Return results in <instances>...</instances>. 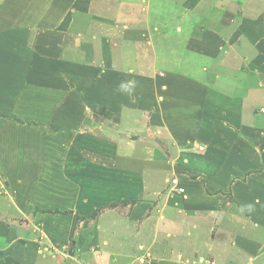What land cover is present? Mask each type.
Returning a JSON list of instances; mask_svg holds the SVG:
<instances>
[{"label": "rangeland", "instance_id": "rangeland-1", "mask_svg": "<svg viewBox=\"0 0 264 264\" xmlns=\"http://www.w3.org/2000/svg\"><path fill=\"white\" fill-rule=\"evenodd\" d=\"M263 42L264 0H0V108L15 110L0 109V231L9 235L0 240V264L11 257L26 259L19 264L63 263L71 248L78 249L81 264H144L141 258L151 264L157 253L163 264H238L218 250L228 249L231 234L243 231L240 218L250 216L247 209L235 214L232 184L241 178L246 188L251 169L264 171L262 145L249 150L244 140H254L240 131L258 126L260 133L264 103L254 98L237 110L239 99L264 92V51L257 47ZM237 45L243 53L237 54ZM40 51L51 57L39 61L45 68L37 67ZM19 53L25 65L14 56ZM57 66H65L63 83ZM77 69L86 73L76 76L92 74L93 81L80 87L81 79L67 82ZM79 105L89 113L81 125L72 119L83 116ZM58 130L120 132L117 147L99 165L110 172L102 203L92 205L85 191L90 183L73 187L74 200L70 184L55 181L58 168L48 160L64 154L36 139ZM229 133L241 144L231 149L234 163L226 158L230 148L219 146ZM218 161L230 171L229 182L212 194L196 168ZM124 172L126 186H116ZM103 181L92 179L91 189ZM123 190L135 199H111ZM42 194L45 203L34 204ZM134 207L143 214L141 223L127 226ZM221 218L238 224L219 225ZM250 222L256 224L254 215ZM109 223L117 235H108ZM256 234L262 237L264 230Z\"/></svg>", "mask_w": 264, "mask_h": 264}, {"label": "crops", "instance_id": "crops-1", "mask_svg": "<svg viewBox=\"0 0 264 264\" xmlns=\"http://www.w3.org/2000/svg\"><path fill=\"white\" fill-rule=\"evenodd\" d=\"M1 27H3V26H1ZM61 41L64 42L63 39H61ZM28 45H30V43L24 42L23 47H26ZM58 45H59V50H62V49H60V46L63 47L66 44L60 42ZM239 46L240 45H237L235 48L239 52V53L237 52V54L243 53V50L240 49L241 47H239ZM257 47L260 51H262V50L264 51V42L260 43V45ZM21 50H23V48H21ZM14 56L19 58V62L24 63V65L26 64L27 59L25 58V56L22 53L14 54ZM46 59L49 60V59H51V57L49 55H47V53L40 51V53L38 55V64L39 65L37 67L41 66V68H45V67H42V63L43 62L45 63ZM39 61H42L41 65H40ZM12 62H13V64H15V61L12 60ZM64 67L65 66H61V68L58 67L60 69L61 74L59 75L60 78L59 79L57 78V79L60 80L62 83L64 81V76H63L64 74L62 72V69ZM8 68L13 69L11 67H8ZM26 69H30V66L29 67L27 66ZM78 70H79V72L81 71L83 73H86L81 69H77L76 72L75 71L72 72L74 77L70 78L68 76L66 78L67 82L70 81L72 83V79H75V81H78L79 79H81L82 82L78 85V87H80L81 84L86 83L85 81L89 80L88 79L89 77H91L90 80L93 81V77L91 76L92 74H89V76L84 75L83 79L80 78L79 76H76V73ZM89 70H91V69H89ZM44 74L45 73H42V75H44ZM40 79H41V77H40ZM50 80H54V79H50ZM41 81H42V79H41ZM45 85H47V83H45ZM64 87H66L65 84H64L63 88ZM67 92L68 91H66V94H72L75 96L74 101H75V103H77L79 98H77L76 93L74 94V93H67ZM250 95L251 96L253 95V97L250 96L251 100H245V101H244V99L238 100V103L240 105V109L238 108L237 110H241V108L243 109L244 103L246 101H252L251 103H253L254 98H255V100H262L264 103V92L254 91V94L250 93ZM260 95H262V96H260ZM24 96L28 100V96L27 95H24ZM24 96L20 100H25ZM42 97H45V96L43 95L39 98L33 97V99L30 101L37 103V102H39V99L41 100ZM78 103L80 104V102H78ZM62 107L63 106L60 104L59 110ZM79 107L83 111V114H82L83 116L80 117V114H78L75 118L72 116V119L80 120V122H81L82 118H86L87 116H89L88 115L89 113L85 110L86 106L79 105ZM9 108H11V107H8V108L2 107L0 109H3L4 112L7 114H11V115L13 114L14 115V113H15L14 108L13 109H9ZM23 110H25V112H21V113H26V109L23 108ZM227 110L229 112L231 111L230 109H227ZM235 111H236V109H235ZM67 112L69 113V111H67ZM227 114L229 115V113H227ZM235 114H236V112H235ZM230 115H231V112H230ZM59 118H60V116L56 115L55 120L59 121ZM227 119L229 121H231L230 118H227ZM257 119H258L257 121L260 122L259 125H261V123H262V126H261L262 130H259L260 133H257L258 132V126H255L256 127L255 130H240V131L242 133L248 132V135L251 136L250 139L254 140L253 143H250L248 140H244V145L246 148H248L249 150H252L253 149L252 144H257V146L262 145L263 148H261V149H263V151H264V115H262V117H259ZM59 122H61V121H59ZM83 123L84 122H81V123H79V125H81ZM224 123H226V122H224ZM66 125L67 126H73V127H75V129H76V127H78L75 122L74 123L68 122ZM261 128H259V129H261ZM5 131L9 132L11 130L7 129ZM58 132H59V134L55 135V136L53 134L47 133L41 137H37V139H36L37 144H39V146H45V143L47 141H49L53 144V147H54L52 149L53 151L56 152L59 150V153L64 154L60 160H59V157H56L55 160H48V162L50 164L54 163L55 166L58 168V171L56 169V172H55V174H56L55 175V181L60 180L63 183H69L70 184V186H69L70 191L69 192L72 193V196H73L72 199H74V200H76L75 199L76 197H74L76 191L73 190L74 189L73 187H75L77 189V188H80L81 184H82V188L84 189L87 186L86 183H90V185L85 189V191L89 190L88 192L91 193V194H89L90 197L88 196L89 200L91 199L92 205H97V204L102 203L103 199L106 198L103 193H106V194L109 193L106 190L107 186L105 184H107V182H108L110 172H107L106 168H100L99 165H104L105 160H108V158L105 155V152H106L107 156L109 157L111 152H112V149L114 150L117 147L116 144H117V139L119 138L120 132H118L117 130L116 131H113V130H58ZM222 132H223V134H227V133H225L226 131L222 130ZM219 133L220 132H216L215 135L219 136ZM208 134H209V132H208ZM259 134L261 136L260 138H259ZM102 137H104L106 139H101ZM63 140L68 141L69 144H67V145L64 144L65 141H63ZM103 140L104 141L106 140L109 143H111L113 145V147H111L109 149H105V147H103L101 144L103 142ZM201 142H203V141H201ZM220 142H221L219 145L220 147H224L226 150H229V148H230V153L226 156V158H229L232 163L237 161L234 158H231V155H232L231 149H232V147H235V145H236V148L238 146V148L240 149L241 144L239 143V139H237V137L234 139L232 137V133H229V141H227L225 138L224 141H220ZM223 142H226V144L222 145ZM203 143H205V142H203ZM213 143L214 142L211 143L212 146H214ZM215 143H217V144H215ZM215 143H214L215 145L219 144L218 141ZM15 149H16V147L14 145H12L11 150H10L11 154ZM240 155H241V153H240ZM78 157H81L82 159L80 160V159H78ZM86 157H88V158H86ZM89 158L94 160V163L90 164V166L92 168L88 172L86 165H88L89 163H86V161H91ZM240 158L243 159L244 157L242 156ZM206 159L208 160V163L211 164L212 158H209V159L206 158ZM59 161H62V163L59 164ZM98 161H100V162H98ZM200 161H201V159H200ZM259 166H261V164H259ZM216 167L220 168V171H219V169H216ZM234 168H236L235 165H234ZM196 169H198L202 174H204L207 177L206 189H209L210 193L214 194L216 191L223 190L224 188H226V186L229 182L230 171H227L228 169L224 165H221L220 161L216 162L215 165H213V166H208L207 163H205V165L200 163V165L198 164V167ZM260 170L259 169L255 170L254 168L250 170L251 175L249 176L250 178H249L248 184L246 185V188L242 187V185H245V181H243L241 178L237 179L232 184L233 195H234L235 199H237L238 204H239L238 206L236 205L237 208L235 209V211H236L235 214L237 215L238 211L240 212V209H242V210L247 209V211L250 213V216L254 215L255 220L258 223L256 222L255 225H254L255 222L251 223L249 215L240 218V221H242V223H239L240 225H238V227H241V229L243 231H238V233L240 232L238 234L237 230H236L235 233H236L237 237H234V235L231 234L230 240L227 243L229 246H231L230 249L228 246L227 250H223V251L218 250V252L220 253L221 256H223L227 260L229 259V262H232V260H235L234 262L238 263V264H261V259H264V235H262V237H261L258 234H256L257 230H259L261 232L264 230V171H262L261 173H257V171L259 172ZM87 172H88V174H87ZM219 172H221L223 174V176L219 177V175H218ZM248 172H249V170H248ZM238 173H240V172H238ZM93 174H94V176H93ZM126 174H127L126 172H124L122 175L119 174L120 176L116 182L117 183L116 186H118V185L124 186V187L126 186L125 185L126 182L124 179V176ZM238 177H239V175H238ZM96 178H98L99 181H101V179H104V181H103L104 185L103 186L99 185V186H97L96 189H91V187L94 184L91 181H92V179L96 180ZM83 184H85V185H83ZM82 188L80 190L83 191ZM123 191H125V193L123 192V194L122 193L118 194L119 191H117V194L113 195V197L111 196L112 197L111 199L116 200L117 198H119V199L124 200V201L130 200V199H135V198L131 197V195L127 194L126 190H123ZM200 193L198 192V194H199L198 198L201 199L202 196ZM42 195H43V198L40 196L38 198V196H36L37 199L34 200V202H35L34 204L45 203L44 201L47 199L46 195L45 194H42ZM249 195H251L250 198H248ZM109 198H110V196H109ZM80 199H82V197ZM95 199H98L97 203H95ZM209 199H211V198H209ZM216 204H218V202H216ZM90 205L91 204L89 203V205H87V208ZM228 207H229L228 209H231V210L234 208V206H232V205L228 206ZM87 208H83V209L87 210ZM211 213H213V211H211ZM113 215L115 217L116 214H113ZM142 216H143V214H140L139 210H135V207H134L130 213V216L127 219L125 218V223L127 224V226L128 225L129 226L130 225H132V226L138 225L141 223V222H139V220L142 218ZM218 221H219L218 222L219 225H222V226L227 225L228 227H235V225L238 224L236 222V220L232 221V220H230V218H228V221H227V218H223V220L221 218V219H218ZM222 221H224V222H222ZM246 221L250 222V224L246 223ZM0 224L2 227L4 226V224H2V223H0ZM109 224H108V227L106 229H107V232L110 231V232H108V235L112 236L115 224H111V223H109ZM114 234H116V233L114 232ZM114 234H113V236H114ZM3 235L7 236L8 234H2V232L0 231V240H2V241L4 240ZM241 235H244V237ZM245 236H247V237H245ZM259 238H262L263 240L260 241ZM220 246H222V245H220ZM0 248H1V246H0ZM69 252L72 254V255L71 254L69 255V260H68V258H66L63 263H61V262L55 263V261L52 260L50 264H57V263L58 264H73V263L77 264L78 262H80V261H77L75 259V257H78V255H79L78 249L71 248L69 250ZM162 258L157 253V255L151 256L148 261L151 264H163L162 261L165 262V260ZM14 260H15L14 257L13 258L11 257V259L8 258V261L5 264H14L15 262H17V263L22 262L26 259H21L18 261L17 260L14 261ZM141 261L144 264H146L145 263L146 259L141 258ZM148 261H147V263H148ZM75 262H77V263H75ZM81 262H84V261H81ZM81 262H80V264H81ZM171 263H173V262H170L167 260L165 264H171Z\"/></svg>", "mask_w": 264, "mask_h": 264}, {"label": "built area", "instance_id": "built-area-1", "mask_svg": "<svg viewBox=\"0 0 264 264\" xmlns=\"http://www.w3.org/2000/svg\"><path fill=\"white\" fill-rule=\"evenodd\" d=\"M179 193H181V194L185 193V189H184V188H181V189L179 190Z\"/></svg>", "mask_w": 264, "mask_h": 264}, {"label": "clouds", "instance_id": "clouds-1", "mask_svg": "<svg viewBox=\"0 0 264 264\" xmlns=\"http://www.w3.org/2000/svg\"><path fill=\"white\" fill-rule=\"evenodd\" d=\"M121 87H122V88H125V86H124V85H122ZM125 90H127V89H125Z\"/></svg>", "mask_w": 264, "mask_h": 264}]
</instances>
